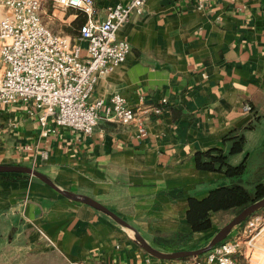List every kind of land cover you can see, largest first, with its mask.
<instances>
[{"label":"crops","instance_id":"0c3cea01","mask_svg":"<svg viewBox=\"0 0 264 264\" xmlns=\"http://www.w3.org/2000/svg\"><path fill=\"white\" fill-rule=\"evenodd\" d=\"M118 3L126 0H94L97 16L104 18L106 8ZM42 17L53 32L85 48L86 42L77 40L85 21L80 11L54 9L45 0ZM118 36L131 51L124 63L97 79L91 98L120 94L137 109L146 134H139L136 123L103 117L89 135L52 121L54 131L43 133L26 105L0 103V164L29 167L61 190L98 201L147 243L161 235L208 232L223 212L211 215L209 230L194 233L186 219L188 197H204L231 180L198 169L195 154L213 147L227 152L230 142L224 138L237 130L245 137L243 150L228 155L227 162L246 160L247 166L259 148L263 159L256 155L254 170L241 183L251 188L262 178L264 0H146L142 13L131 15ZM13 173H0V216L8 225L6 235L14 231L9 243L25 250L39 246L37 253L59 255L67 264L183 261L153 259L137 244L133 229L32 175ZM258 252H264V224L253 247L240 250L239 264H264L253 260Z\"/></svg>","mask_w":264,"mask_h":264},{"label":"built area","instance_id":"2783aa9c","mask_svg":"<svg viewBox=\"0 0 264 264\" xmlns=\"http://www.w3.org/2000/svg\"><path fill=\"white\" fill-rule=\"evenodd\" d=\"M45 0H0V103H20L35 116L43 133L55 127L70 128L89 135L98 120L122 125L136 123L145 135L138 111L118 93L108 99L91 98L97 79L126 61L130 43L118 36L119 29L133 14H141L146 0H126L124 5L106 8L97 16L94 0H47L54 9L73 8L85 16L77 40L53 32L43 21ZM250 110V107H246ZM155 114L161 107H154ZM244 227L197 257L179 264H239L243 247H253L264 216L251 215Z\"/></svg>","mask_w":264,"mask_h":264},{"label":"trees","instance_id":"16d2710c","mask_svg":"<svg viewBox=\"0 0 264 264\" xmlns=\"http://www.w3.org/2000/svg\"><path fill=\"white\" fill-rule=\"evenodd\" d=\"M224 140L230 142L227 152L213 147L203 152H197L194 157L198 169L219 172L227 180H231L228 184L211 189L204 197L198 198L192 195L188 197L186 219L194 233L207 231L211 228L213 213L234 211L235 214H238L248 205L264 197V181H261V177L258 181L253 182L251 188H247L241 183L243 175L248 171L246 160L238 165H231L227 162L228 155L243 150L244 134L237 130L231 131ZM260 171L261 169L259 174H261ZM186 259L188 257L182 260Z\"/></svg>","mask_w":264,"mask_h":264},{"label":"rangeland","instance_id":"374dc122","mask_svg":"<svg viewBox=\"0 0 264 264\" xmlns=\"http://www.w3.org/2000/svg\"><path fill=\"white\" fill-rule=\"evenodd\" d=\"M74 32L76 33V31ZM65 33H69V30H65ZM261 151L262 150L258 148L254 152L252 161H254L253 159L256 157V155L259 156L260 160L263 159V153ZM252 161H250L249 165H247V167L249 166V168H248L247 173L243 175V179L247 178L251 174V171L254 170V165L253 163H251ZM262 167L263 168H261V171H260L262 175L261 181L262 180L264 181V165ZM15 173L17 172H14L11 176L19 175V173L18 174H15ZM4 175H10V174H4ZM255 214L264 215V207L256 211L253 215ZM235 215L237 214H235L234 211H228V212H223L219 214L218 216H216L215 220L217 222L214 228L208 232L196 234L195 236H192V237H190L189 235H181V234L180 235H161V237H158L155 243L150 241L148 244L152 246L153 248L161 252H165V253H170V252L178 251V250H195V249L206 246L208 242L211 240V238L216 234V232L222 226L228 223ZM1 216H0V264H67L59 255L55 256L53 253H50V254H45V253L39 254V252L37 253L36 250L39 249L38 248L39 246L36 247L35 245H31L30 249L25 250V248H19L21 245H19L18 243H9L8 242L9 237L12 238L14 231H12L11 229L6 235L8 225H7V222H4V220H2ZM229 235H231V233ZM149 256L152 257L153 259H158L162 261H170L171 263L172 262L174 263V261L178 262L182 260V259L164 260V259L155 258L151 255ZM257 259L264 262V252L254 253L253 260L256 261ZM70 264H75V263H70Z\"/></svg>","mask_w":264,"mask_h":264},{"label":"water","instance_id":"95a60500","mask_svg":"<svg viewBox=\"0 0 264 264\" xmlns=\"http://www.w3.org/2000/svg\"><path fill=\"white\" fill-rule=\"evenodd\" d=\"M12 172H17V173H24V174H29L32 175L42 182L46 183L49 185L51 188L55 189L58 191L61 195L65 196L66 198L79 202V203H84L86 205H89L93 207L94 209L106 214L110 218H112L115 222L118 224L131 228L133 227L129 225L125 220H123L121 217H119L117 214L112 212L110 209L105 207L103 204L99 203L98 201L85 196L81 194H76V193H71L65 190H61L59 187H57L49 178H47L45 175L42 173L33 170L29 167L25 166H19V165H2L0 164V173H12ZM264 207V197L253 202L252 204L248 205L244 209H242L237 215H235L228 223H226L224 226H222L216 234L211 238V240L208 242V244L204 247L195 249V250H178V251H173L170 253H165L161 252L152 246H150L136 231H135V241L137 244L144 250L146 251L149 255L159 258V259H164V260H178V259H183V258H191V257H197L200 256L201 254L209 251L212 249L216 244L220 243L224 239L228 237V235L231 233V231L239 224L243 223L246 219H248L253 213L258 211L259 209Z\"/></svg>","mask_w":264,"mask_h":264}]
</instances>
